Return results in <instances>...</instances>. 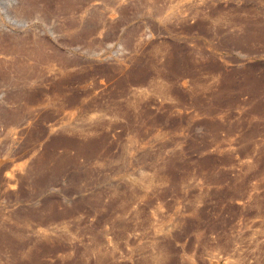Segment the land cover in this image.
Segmentation results:
<instances>
[{
    "label": "rangeland",
    "instance_id": "374dc122",
    "mask_svg": "<svg viewBox=\"0 0 264 264\" xmlns=\"http://www.w3.org/2000/svg\"><path fill=\"white\" fill-rule=\"evenodd\" d=\"M0 264H264V0H0Z\"/></svg>",
    "mask_w": 264,
    "mask_h": 264
}]
</instances>
